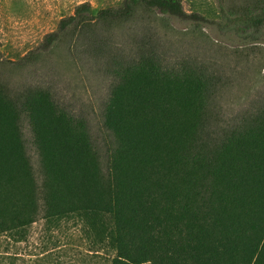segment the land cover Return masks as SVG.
Segmentation results:
<instances>
[{"label": "trees", "instance_id": "trees-1", "mask_svg": "<svg viewBox=\"0 0 264 264\" xmlns=\"http://www.w3.org/2000/svg\"><path fill=\"white\" fill-rule=\"evenodd\" d=\"M223 15L226 27L264 36V0ZM176 20L192 36L213 25L183 0H123L97 12L83 3L36 52L17 62L0 52V238L27 242L43 216L51 231L76 226L106 264H264V112L221 126L215 77L192 44L168 43ZM60 44L108 85L111 145L93 138L53 68H41ZM5 66L33 73L12 82ZM25 114L42 192L21 135ZM11 251L0 246V264H23Z\"/></svg>", "mask_w": 264, "mask_h": 264}, {"label": "rangeland", "instance_id": "rangeland-1", "mask_svg": "<svg viewBox=\"0 0 264 264\" xmlns=\"http://www.w3.org/2000/svg\"><path fill=\"white\" fill-rule=\"evenodd\" d=\"M122 1L0 0V52L6 60L17 62L29 52H36L48 35L58 31L63 19L74 15L79 5L90 3L97 12ZM183 1L187 12L198 13L213 25H207L204 33L192 36L185 32L189 24L176 20L173 25L179 33L168 34V43L173 48L192 44L195 50L190 53L198 56V61L207 65L208 74L215 77L212 102L215 117L222 121L221 126L226 128L223 122L233 123L252 115L255 108L264 112V36L256 41L251 37L255 27H226L227 22L223 20V14L228 11L246 10L262 0ZM49 52V57L41 61V68H53L65 99L80 108L79 113L87 120L93 138L99 144L111 145L112 137L104 126L108 85L95 74L93 64L75 58L66 45L60 44ZM2 72L7 80L17 83L26 82L33 73L32 69L20 71L9 66ZM20 127L37 187L42 192L46 179L42 156L26 114L21 118ZM10 244L6 237L0 238V246L17 252L23 264H51V261L106 264L108 260V255H96L88 250L76 226L70 224L51 231L43 216L31 226L27 242L18 246Z\"/></svg>", "mask_w": 264, "mask_h": 264}]
</instances>
